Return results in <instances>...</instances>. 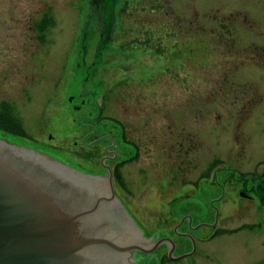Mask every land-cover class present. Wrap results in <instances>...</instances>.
<instances>
[{"label":"rangeland","instance_id":"obj_1","mask_svg":"<svg viewBox=\"0 0 264 264\" xmlns=\"http://www.w3.org/2000/svg\"><path fill=\"white\" fill-rule=\"evenodd\" d=\"M0 117L83 170L120 163L114 194L148 235H175L186 194L211 221L228 181L194 255L136 264H264V206L228 180L264 171V0H0Z\"/></svg>","mask_w":264,"mask_h":264},{"label":"water","instance_id":"obj_2","mask_svg":"<svg viewBox=\"0 0 264 264\" xmlns=\"http://www.w3.org/2000/svg\"><path fill=\"white\" fill-rule=\"evenodd\" d=\"M98 173L0 132V264H108L107 252L139 249L141 231L124 206H104L119 201ZM121 210L124 237L114 225L103 229L114 240L93 231L103 211Z\"/></svg>","mask_w":264,"mask_h":264},{"label":"flooded vegetation","instance_id":"obj_3","mask_svg":"<svg viewBox=\"0 0 264 264\" xmlns=\"http://www.w3.org/2000/svg\"><path fill=\"white\" fill-rule=\"evenodd\" d=\"M96 140V139H95ZM94 141H89V143H94ZM125 140V139H124ZM109 144H107V147ZM133 146V145H132ZM25 147V146H23ZM122 149V148H121ZM39 151V150H38ZM109 151V149H107ZM41 152V151H40ZM111 155L107 154L105 157L108 160L116 159L118 157L117 151L112 150ZM127 154V158H128ZM124 162V161H123ZM121 167V164L118 163L115 165V168L109 164H106L104 173H98V174H93V175H100L101 177V184H107V181L111 179L112 184H113V179L114 178H119L120 172L119 169ZM218 173L215 172L214 178L217 180L218 179ZM116 175V176H115ZM244 179H246L244 181ZM229 183H235L236 181L243 180L244 183H239L241 185H244V189H240L238 191V195L240 198L247 199V200H252L254 204H260L264 206L263 200L260 201L259 197L262 198L264 196V171L257 173V172H251L250 177H236L232 176V178H228ZM234 180V181H233ZM218 186H220V193L217 195L215 198L210 200V205L212 209L214 210V218L211 221L204 220V219H194V214H198L199 209L204 210V199L198 200L197 196L192 198L188 197L189 195L186 194L185 198L182 200L180 199L176 204L175 207L177 206V214H180V217L178 221L175 222L173 226V233L175 234L174 236L170 233L163 232V233H155V234H147L144 229H142L137 222L134 220L135 224L141 231L140 236H135V243L133 245H136L140 250L146 251L145 253H148L150 255L153 254H158V256H155V259L163 260V258H168V259H173L177 258L180 256L184 257L187 255H194L196 252L197 244H196V237L194 234V230H197L201 225L209 226L210 228H213V230L216 229V226L219 223V206L220 199L223 197L224 193V185L225 183L222 181H216ZM241 187V186H240ZM114 189V187H113ZM185 192V191H184ZM183 192V194H185ZM180 195V194H179ZM115 197L118 199L117 202L116 200L113 201V198L107 197V200L104 202V206H124L126 209L125 204L122 202V200L115 194ZM178 197V195H176ZM195 201L196 202V207L191 208L190 210H186L185 207L183 206V201L187 202L188 200L190 201ZM222 204V203H221ZM248 203L243 202V201H238L235 198L228 204V206H248ZM127 210V209H126ZM128 211V210H127ZM106 211H103V222L100 224H96L93 226V231L95 232H103V229L105 230H110L114 227H111L109 225H114L115 229L117 230V235L124 237V229L130 227V221L128 218L124 216L122 213V210L119 213H113V216L111 217V213H105ZM190 212V213H188ZM193 214V216H192ZM133 218V217H132ZM134 219V218H133ZM196 220V221H195ZM108 221L107 223H104ZM119 225L121 228L119 229ZM218 227V226H217ZM104 237L110 240H114L112 237H109L107 232H103ZM187 245H190V248L184 252H181L180 254L176 255L175 252L181 251L185 249ZM108 249L109 246H107ZM111 251V250H110ZM135 249H130L129 251H113V252H107L106 258H104L107 262L106 263H112V264H136L135 259H133V252ZM190 251V252H189ZM155 252V253H154Z\"/></svg>","mask_w":264,"mask_h":264},{"label":"trees","instance_id":"obj_4","mask_svg":"<svg viewBox=\"0 0 264 264\" xmlns=\"http://www.w3.org/2000/svg\"><path fill=\"white\" fill-rule=\"evenodd\" d=\"M7 122H8L7 119H5V118H1V117H0V129H1V130L6 131V132H8V133L16 134V135H17V134H20V133L15 132V131L8 130L9 128H8V126H6V124H8Z\"/></svg>","mask_w":264,"mask_h":264}]
</instances>
